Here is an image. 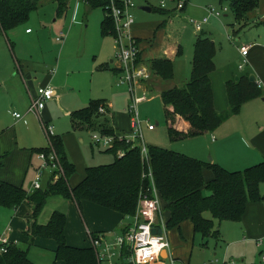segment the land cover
<instances>
[{"label": "trees", "instance_id": "trees-1", "mask_svg": "<svg viewBox=\"0 0 264 264\" xmlns=\"http://www.w3.org/2000/svg\"><path fill=\"white\" fill-rule=\"evenodd\" d=\"M66 1L53 0L57 15L66 9ZM227 1L234 22L241 27L246 25L248 15L259 5V0ZM40 2L0 0V33L6 34L28 21ZM109 29V22L103 18L100 24L101 35L108 36ZM215 52L214 44L205 33H199L193 44L192 69L188 81L160 95L167 136L171 142L213 133L224 121L237 115L244 103L259 94L258 88L248 79L230 80L225 84L228 109L222 113L215 111L209 79L214 70ZM179 53L178 50L177 55ZM149 64L150 72L159 79L168 81L173 78L171 60L154 59ZM114 71L119 72L118 69ZM101 106H104L103 101H91L85 108L73 112L72 129L115 136L113 130L100 119L104 117L98 112ZM104 113L107 114L105 108ZM182 124L184 129L179 126ZM49 140L62 166L64 177L49 184L45 190H35L31 194H27L22 186L0 181V207L14 209L24 201L34 203L33 223L26 232L28 245L31 246L37 238L52 240L56 245L53 264H96V257L92 248H76L67 244L64 235L66 217L63 213L54 211L44 225L36 222L50 197L70 199L78 210L85 201L124 217H134L138 201L148 184L144 174L149 170L163 210L167 212V230L176 229L181 223L188 222L194 234L205 239H217V228L221 222H239L248 203L263 200L260 185H264V160L242 171L228 172L216 164L201 162L157 146L147 147V156L143 158L137 145L126 143L125 140L119 141L117 137L112 147L105 150V153L113 155L114 161L109 165L88 167L84 179L69 188L68 180L74 174L75 167L66 159L61 138L53 135ZM47 151L48 146L37 152ZM119 152L121 156H118ZM204 172L210 173L209 180H205ZM205 214H209V218ZM0 264L33 263L28 259L26 251L10 244L7 252L0 255Z\"/></svg>", "mask_w": 264, "mask_h": 264}, {"label": "crops", "instance_id": "crops-1", "mask_svg": "<svg viewBox=\"0 0 264 264\" xmlns=\"http://www.w3.org/2000/svg\"><path fill=\"white\" fill-rule=\"evenodd\" d=\"M42 1L43 0H41L39 6H41ZM66 2V12H71L70 21L72 25L76 20L78 10L81 8H85L87 10L95 9L83 6L75 7L70 0H67ZM187 3L188 1L186 0V5ZM139 7L150 8V12L141 10L144 13H151L154 10H157L159 13L167 16L172 14L171 11H162L159 10V8L151 7L149 4L146 6L139 5L137 10H140ZM262 21H264V0H259L258 8L248 15L246 25L251 22L253 25L260 28L256 30L254 36L255 38L251 39V42H248V44H240L238 46V57L236 59L237 66H231L229 64L223 65L224 61L221 56L223 46L218 43L219 45L216 47V39L214 37L209 38L204 29L201 31L205 33L206 37L214 44L216 49L213 58L214 70L209 75L213 97V107L215 111L222 113L228 109L225 84L230 80L238 81L240 78L248 79V81L251 84H254V86H256L259 90L258 96L244 103L237 115L224 121L213 133L203 134L187 139L189 141H196L194 147L196 153H192V157L194 156V159L205 163L210 162L212 164H216L228 172H239L257 165L264 160V25L262 24ZM101 22L99 23V33ZM210 22L211 21H209L207 25L210 26ZM163 25L164 21L154 26L137 23L134 16V25L131 28V34L138 41L142 65L149 69V63L154 59H169L173 63V78L171 80L163 81L158 77L153 79L154 75L150 72L151 77L145 87L150 93L151 91L159 92V97L162 92L173 88H179L186 83L190 77L192 69L191 62L188 67L186 63L183 72L181 71V75H177L175 63L179 58H177V56H182L183 52L179 44H176L175 49L172 50H169L168 46L167 48H162V45L159 42V37L163 32V30H161ZM13 30H10L9 32ZM27 30L29 29L25 30V34L28 36L32 35V32H27ZM8 33H0V37L5 39V42L7 43L6 46H8L11 51V45L6 36ZM199 33L194 34V42ZM102 36L103 35H101V37ZM244 45L251 46L245 59L239 52V48ZM66 46L67 44L63 43L61 48L64 49ZM1 48L5 49L4 44ZM178 50L180 51L179 55H177ZM115 62V67H112L111 72L115 73L114 70L118 69L119 72L115 73L118 75L120 73V66L117 60ZM14 63L18 67L19 79L10 73L7 81L10 79L16 80L19 85V89L23 91L22 95L24 98L21 96L23 101L21 110L24 111L25 114L23 117H14L13 114L19 113L13 110L11 111V109L17 107L14 100L11 98V91L9 89L10 84L2 78H0V83L2 84V86L0 85L2 88L0 90V102L2 105L0 107L1 111L6 110V112L10 114L13 119H23L20 123H25L24 118L32 114L28 112L27 109L30 97H35L37 88L49 87L53 89L54 98L51 101H48L43 110L40 112L41 118L46 124H50L52 117L50 107L54 105H57L66 113H73L85 108L91 101L101 100L107 110V114L100 119L104 120L103 123L105 126H108L113 130L115 136H123V134L118 133L121 130L117 129V125L115 123L114 114L116 115L118 111L113 107V101H108L105 98H99L96 100H89L85 107L73 109L83 105V102L80 99H77L76 102H74L73 97L65 95V93L61 90V84L63 82L58 79L59 66L57 75H55V73L52 74L53 71L51 70L48 72V76H46L45 79L39 81L37 77L32 75L33 73L30 71V67L27 62L21 65L18 60H15ZM110 64H113L112 60H110ZM6 68L7 66H3V64L0 63V76L6 74ZM104 69H107V66ZM251 77H253V81H250ZM24 90L26 91L27 97L24 94ZM5 99L8 100L7 105L5 104ZM33 121L35 122V120ZM227 123H231L228 128L225 126ZM179 126L183 129L185 128L183 124ZM64 127L59 128L58 130H62ZM8 129L10 128H7L5 124L3 125L0 120V181L7 182L11 185L22 186V188L26 190L27 194H31L34 192V190L31 191V184L41 165V161L38 158V153L40 152L37 151L39 149L46 148L48 145L46 144L47 140L45 141L42 136H39L36 138L34 143L31 141L28 145L21 143L19 146L16 136H12ZM76 132L89 133V131L83 129L77 131L73 130L70 115L68 131L55 134L62 140L67 161L75 167L74 174L68 180L69 188H73L78 185L85 177V170L90 167L86 163L82 151L78 146V140L80 143L81 140L79 138L76 139ZM73 144L75 146H73ZM208 154L212 158L205 161L204 156ZM204 177L205 180H209L210 173L204 172ZM41 183L42 187L40 190H45L49 184H53L54 181L52 180V174L50 172H46ZM260 194L262 195L263 200L258 203H248L239 222L224 221L218 225L217 239H205L194 234L192 226L188 222L181 223V225L176 229L168 230L171 256H173L176 261L184 264H222L223 262L228 263L231 260L235 262L234 264H244V261L249 258L251 249L255 247V249L260 250V261L258 263H252L250 261V264H264V261H262V257H264V193H261L260 190ZM51 198L54 197H50L47 200L44 209L36 219L38 224H46L50 215L54 211L63 213L62 211L55 210V208H53V210H48L47 205L51 203L48 202L49 200L51 201ZM57 198L62 197L58 196ZM62 199L68 201L69 203L66 213H63L66 217L64 235L69 246L76 248H91V236L102 237L104 240L111 242L116 236L123 234L134 224L133 217H124L117 212L105 209L93 203L83 201L80 209L78 210L72 200L65 198ZM34 208V203L29 201H24L21 205L14 209L0 207V238L5 236L9 240L10 244L16 245L17 247H19V244L22 242L28 244V235L26 232L29 231L30 226L33 223L32 213L34 212ZM162 212L164 219L166 220L167 212L163 210V207ZM50 241L52 240L37 238L33 241V244L30 247L35 244L44 246H48L49 244L53 250V262L51 263L53 264L55 262L54 251L56 245L53 241V244ZM30 247L26 250L27 257ZM162 257H164L163 254ZM56 264L62 263L56 262ZM155 264L161 263L157 262Z\"/></svg>", "mask_w": 264, "mask_h": 264}, {"label": "rangeland", "instance_id": "rangeland-1", "mask_svg": "<svg viewBox=\"0 0 264 264\" xmlns=\"http://www.w3.org/2000/svg\"><path fill=\"white\" fill-rule=\"evenodd\" d=\"M187 1L188 3L184 10L172 13L169 16L159 13L157 10L151 13H144L136 9L133 14L137 23L145 25L154 26L164 21L163 28L161 29L163 32L159 37V42L162 48H167L168 46L169 50L175 49L176 44H179L183 55H180L181 57L177 56L179 58L175 63V68L177 75H181V71L183 72L186 63L188 67L191 62L194 34H196L190 26L189 21L201 22L205 17H208L205 9L213 8L219 10L227 8V13L222 14V17L217 20L211 18L209 20L211 21V25H205L203 29L209 38L214 37L216 39V47L219 45L218 43L223 46L221 53L224 61L223 65L237 66L238 46L251 42V39L255 38L256 30L260 27L253 25L251 22L247 23L244 27L235 23L227 0ZM135 2L138 6H146L148 2L151 7L158 8V0H147V2L146 0H135ZM70 17L71 12H66V9L61 15H57L56 5L53 0H43L41 6L30 15L28 21L6 35L11 45V51L6 46L5 39L0 37V63L3 66H7L6 74L0 76V78L7 81L8 75L12 73V75L19 79L18 67L14 63L15 60H18L21 65L27 62L30 71L33 73L32 75L37 77L39 81L45 79L51 70L53 71L52 74L55 73L57 75L59 66L58 79L63 82L61 90L65 95L73 97L74 102L77 99L83 102V105L73 109L85 107L89 100L105 98L108 101H113V107L118 111L117 113L114 112L116 113V115L114 114L115 123L117 129L121 130L118 133L132 140L133 130H131L129 123V108L132 105L131 96L125 84L119 86L120 76L118 77L117 74L111 72L112 67H115L116 60L114 59L115 51L110 37H101L99 33V23L104 18V13L100 9L87 10L81 8L76 14V20L73 25L71 24ZM26 29H29L32 35H26ZM57 37L65 40L58 43L56 42ZM63 43L67 44L64 49L61 48ZM3 44L6 50L1 48ZM110 60H112L113 64H110ZM106 66L107 69H104ZM153 79H156V76ZM149 80L138 84V86L141 85L148 92L146 94L148 99L136 107L137 118L142 122L141 143L146 148L157 146L193 158L192 153H196L194 150L196 141L171 142L168 139L164 107L161 103L159 92L151 91L150 93L146 89L145 86ZM7 83L10 84L11 98L17 107L11 109V111L13 110L23 117L25 114L21 110L23 106L21 96L24 98L22 95L23 91L19 89L16 80L10 79ZM0 85L2 86L1 83ZM24 94L27 97L25 90ZM137 95L141 96V91ZM7 103L8 100L5 99V104L7 105ZM50 111L52 117L48 126L53 127V135L68 131L69 116L72 112L66 113L57 105L50 107ZM5 112L6 110H0V120L3 125L5 124L7 128H10L8 131H10L11 135L16 136L19 146L21 143L27 145L31 141L34 143L39 136H42L45 141L47 140L41 127V122H44L41 115L38 118L31 114L24 118L25 123H20L23 119L15 120L10 114ZM103 116H105V113H103ZM147 120V123L154 126V131L147 129ZM230 124L227 123L225 125L226 128ZM62 127H64L62 130H58ZM91 135L88 132L75 133L76 139L79 138L81 140V143L78 140V146L88 166L95 167L111 164L114 161L113 155L105 153L106 149L102 147L93 146ZM46 144H48L47 141ZM135 144L139 145L140 141L136 140ZM73 146L75 145L73 144ZM209 158H212L209 154L204 156L205 161H208ZM260 190L261 193H264V185H260ZM48 202H51L47 205L48 210L55 208V210L66 213L68 201L54 197ZM205 216L209 218V214H205ZM19 247L26 251L30 246L22 242L19 244ZM52 251L49 244L48 246L35 244L30 247L28 257L34 264H51L53 262ZM259 252L260 250L255 249V247L251 249L249 258L244 261V264H250L251 262L258 263L261 254Z\"/></svg>", "mask_w": 264, "mask_h": 264}, {"label": "built area", "instance_id": "built-area-1", "mask_svg": "<svg viewBox=\"0 0 264 264\" xmlns=\"http://www.w3.org/2000/svg\"><path fill=\"white\" fill-rule=\"evenodd\" d=\"M75 7H88L100 9L104 13V19L110 24L108 36L111 37L115 59L119 63L120 73L119 85H126L131 96L132 105L129 108L130 125L133 134L130 140L126 136H101L97 133L91 135L93 146L102 147L104 149L111 148L115 137L117 140H125L126 143L132 145L136 140L140 141L137 145L143 158L147 156V148L141 143V125L142 122L137 118V105L146 101L148 93L139 83L149 80L150 70L142 65L140 60V49L138 41L131 34V28L134 25V10L138 9L135 0H70ZM147 2V0H146ZM148 5V2L146 3ZM186 0H158V8L162 11H171L172 13L180 12L184 9ZM208 17L201 22L189 21L190 26L199 33L203 30V26L209 23L211 18H220L223 13L227 12V8L219 10L210 8L206 10ZM30 32V30H27ZM57 42H62L63 38L57 37ZM250 45H244L239 48L240 55L245 59ZM141 91L142 95L137 93ZM54 97L52 88H37L36 97H30L28 112L40 118V112L45 104ZM98 112L103 114L104 108L100 107ZM15 118L20 115L13 114ZM149 131L154 130V126L147 123ZM41 127L45 133L49 151L47 153H38L41 165L36 173L35 179L31 184V191L41 189V181L46 172L52 174V180L55 181L64 177L62 166L58 157L54 153L49 138L53 136V128L48 124L41 122ZM119 152V156H121ZM144 177L148 180L145 193L141 194L138 201L136 213L134 215V224L123 234L116 236L113 241L108 242L102 237H90L91 248L93 249L97 264H184L176 261L170 254V243L168 240V230L166 228V220L162 212L161 199L154 185L151 172L148 170ZM156 230V234H152V230ZM165 245L158 247L156 251H152L153 245ZM10 245L9 240L2 236L0 238V255L7 252ZM162 254L164 257H162ZM264 261V257H262ZM231 260L228 263L234 264ZM210 264V263H208Z\"/></svg>", "mask_w": 264, "mask_h": 264}, {"label": "water", "instance_id": "water-1", "mask_svg": "<svg viewBox=\"0 0 264 264\" xmlns=\"http://www.w3.org/2000/svg\"><path fill=\"white\" fill-rule=\"evenodd\" d=\"M139 9H140V10H143V11H145V12H150V8H148V7H139ZM253 80H254L253 77H251V78H250V81H253ZM152 234H153V235L156 234V230H155V229L152 230Z\"/></svg>", "mask_w": 264, "mask_h": 264}, {"label": "clouds", "instance_id": "clouds-1", "mask_svg": "<svg viewBox=\"0 0 264 264\" xmlns=\"http://www.w3.org/2000/svg\"><path fill=\"white\" fill-rule=\"evenodd\" d=\"M164 246H165V245H163V244H160V245H156V244H154V245H153V249H152V251H156L158 247H164Z\"/></svg>", "mask_w": 264, "mask_h": 264}]
</instances>
